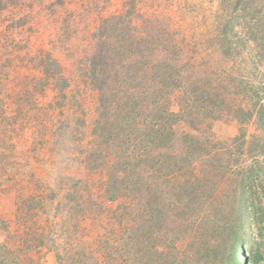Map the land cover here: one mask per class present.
Instances as JSON below:
<instances>
[{
    "label": "rangeland",
    "instance_id": "1",
    "mask_svg": "<svg viewBox=\"0 0 264 264\" xmlns=\"http://www.w3.org/2000/svg\"><path fill=\"white\" fill-rule=\"evenodd\" d=\"M130 1L24 0L25 12L21 8L15 17L3 19L2 31L13 26L7 52L14 61L0 72L5 74H0V218L10 225L13 242H19L27 229L25 242L31 248L24 254L26 264H142L145 250L157 245L158 227H145L153 198L135 199L124 190L122 198L110 199L107 170L89 166L108 168L111 161L98 150L96 123L103 116L101 96L89 74L93 38L101 21L120 14ZM141 1L154 2L161 24L171 28L173 37L197 34L218 39L204 43L209 55L205 64L217 80L233 63V74L247 76L251 58L264 54V0ZM225 36L233 46L231 57L221 52ZM248 36L260 38L258 45L246 40ZM56 62L67 83L63 90L48 76L58 72ZM176 97L168 104L178 113ZM194 126L198 130L185 121L175 126L178 147L184 133L223 147L239 134L237 122L227 119ZM28 198L35 205L24 210L21 226L17 212ZM244 227L232 260L221 256L203 259L209 261L205 264H264V235L254 242ZM3 230L0 227V236L6 238ZM143 236L148 242L143 243ZM169 248L170 264H202L185 255L186 239Z\"/></svg>",
    "mask_w": 264,
    "mask_h": 264
},
{
    "label": "trees",
    "instance_id": "2",
    "mask_svg": "<svg viewBox=\"0 0 264 264\" xmlns=\"http://www.w3.org/2000/svg\"><path fill=\"white\" fill-rule=\"evenodd\" d=\"M24 3L0 0V55L8 51L13 33L11 25L2 31L3 19L15 17L21 8L25 12ZM156 13L154 2L131 0L120 14L102 20L94 34L89 74L101 96L98 150L111 161L108 168L89 166L107 170L110 199L122 198L124 190L135 199L153 198L145 227H158L157 245L145 250L142 264H170L169 246L180 239H186L185 255L197 257L199 263L221 256L230 261L245 225L254 242L264 235V54L251 58L247 76L233 74V63L217 80L205 64L209 55L204 43L218 39L197 34L173 37ZM259 39L246 38L256 45ZM220 41L222 55L233 56L228 38ZM1 56L0 72L14 61L9 52ZM56 66L58 72L48 76L63 90L67 83L58 62ZM173 95L179 99L178 113L168 104ZM5 104L1 101L7 113ZM222 119L239 125V134L228 146L187 133L183 145H176L179 122L198 130L197 122ZM29 199L17 212L21 226L24 210L35 205ZM0 227L8 235L0 236V264H26L24 254L31 248L25 242L27 229L19 243L13 242L10 225L1 218ZM142 238L143 243L149 240Z\"/></svg>",
    "mask_w": 264,
    "mask_h": 264
}]
</instances>
